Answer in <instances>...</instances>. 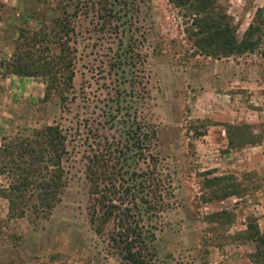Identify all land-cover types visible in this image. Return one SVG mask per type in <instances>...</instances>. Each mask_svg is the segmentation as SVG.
<instances>
[{"label": "rangeland", "instance_id": "374dc122", "mask_svg": "<svg viewBox=\"0 0 264 264\" xmlns=\"http://www.w3.org/2000/svg\"><path fill=\"white\" fill-rule=\"evenodd\" d=\"M219 1L237 40L264 9ZM184 23L167 0H0V144L55 126L65 149L35 166L0 152V264H129L120 235L140 241L144 264H252L239 233L252 217L264 234L250 164L263 141L230 147L225 127L247 124L246 138L264 126V24L257 49L218 58L194 49ZM46 72L56 85L44 97ZM102 163L109 179L93 181ZM222 176L238 191L213 197L206 180ZM14 177L26 186L13 190ZM222 211L229 223L213 219Z\"/></svg>", "mask_w": 264, "mask_h": 264}, {"label": "trees", "instance_id": "16d2710c", "mask_svg": "<svg viewBox=\"0 0 264 264\" xmlns=\"http://www.w3.org/2000/svg\"><path fill=\"white\" fill-rule=\"evenodd\" d=\"M169 4L176 9L181 19L184 20V31L186 38L192 43V46L199 53L213 57H228L232 55H240L247 52H252L257 49L260 44L261 27L264 24V17L261 19L263 8H256L252 21L244 29L242 36L237 40L235 37V24L231 16L226 12V8L219 0H167ZM12 74L19 76H37V70H30L25 65H18ZM45 75L44 83V97L49 96L55 87L54 78L49 73ZM226 131L228 134L227 145L236 147L244 143H255L259 140L264 141V126L258 136H246V129H249L247 124L244 125H227ZM42 135V136H41ZM153 137V133H151ZM141 141H148L146 133L141 134ZM143 138V139H142ZM64 137L59 133L57 127L46 126L42 133L36 132L32 138H22L20 145L13 142H2L0 144V152H28V155L33 157L31 165L35 166L37 162H43L42 157L48 152H53L54 157L58 156V152H65ZM8 155V154H7ZM5 156V155H3ZM2 156V157H3ZM36 159V160H34ZM15 164V163H14ZM16 167L12 174L22 176V169L15 164ZM107 165V164H106ZM4 168H0V174L3 173ZM93 176V181L100 177L102 180H108V174L105 172V164H100L96 171L90 172ZM102 175V177L100 176ZM145 175V174H144ZM143 185L139 186L136 192H140L143 197L149 194L150 181L145 176ZM25 184H19L18 178L14 177L13 190L20 186H26V178H23ZM208 182V187L213 197L224 198L227 195H233L238 191V183L231 176L216 177ZM23 186V187H24ZM1 191V190H0ZM144 193V194H143ZM98 202L103 204L104 197ZM131 199H135L134 196ZM145 203V201H143ZM111 207L112 204H109ZM114 207V206H113ZM216 220L220 223H229L231 221V213L227 211L217 212L213 214ZM245 240L253 244V251L249 255L252 264H264V234L258 230L254 218L250 217L245 224V229L239 233ZM117 234L112 237L114 242L117 239ZM116 245H120L121 257L129 264H144L139 249L141 248L140 241L128 239L126 236L120 235Z\"/></svg>", "mask_w": 264, "mask_h": 264}, {"label": "crops", "instance_id": "0c3cea01", "mask_svg": "<svg viewBox=\"0 0 264 264\" xmlns=\"http://www.w3.org/2000/svg\"><path fill=\"white\" fill-rule=\"evenodd\" d=\"M252 5H250V12L254 11L256 7H261L264 5V0H250ZM254 5V6H253ZM256 81L252 78L250 79V87L256 85ZM258 83L262 85L261 79L258 80ZM262 147V148H261ZM259 149L260 152H250V164L251 168L257 172H262L263 179H264V141L262 142V146ZM250 168V169H251Z\"/></svg>", "mask_w": 264, "mask_h": 264}]
</instances>
